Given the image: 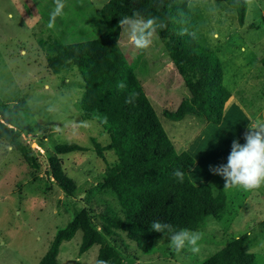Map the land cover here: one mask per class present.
<instances>
[{
	"label": "rangeland",
	"instance_id": "rangeland-1",
	"mask_svg": "<svg viewBox=\"0 0 264 264\" xmlns=\"http://www.w3.org/2000/svg\"><path fill=\"white\" fill-rule=\"evenodd\" d=\"M108 1L64 0L63 14L49 28L54 0H0V100L15 111L27 129L35 130L22 133V142L44 161L47 151L51 154L56 144L74 143L86 150L58 156L66 175L80 188L75 197L69 198L48 182L44 167L38 179L33 178L20 156L0 142V264H38L56 231L65 227L77 211L84 208L96 225L106 204L118 207L111 194L94 188L117 162L113 152H104L99 158L92 149V138L105 146L108 135L95 121L80 117L78 102L83 87L77 69L52 74L47 69L43 45L49 38L68 45L98 37L104 30L99 11ZM189 4L197 37L219 56L223 83L232 95L221 127L201 125L193 118L175 122L162 116L164 109L176 108L188 93L156 35L149 48L140 50L121 29L118 44L175 150L192 147V182L209 184L214 194L220 190L226 194L225 217H208L201 222L198 253L188 246L177 252L165 239L145 254L123 238L128 246L125 254L129 255L123 260L125 264H202L235 236L247 234L245 251L254 255V264H264V187L253 191L224 188V179L210 171V166L227 163L222 157L230 154L236 138L235 134L220 133L225 130L223 124L237 125L245 118L249 120L247 126L264 121V0H247L242 27L222 0H190ZM244 143L243 138L240 144ZM81 237L78 231L61 244L58 264L95 263L98 246L80 255Z\"/></svg>",
	"mask_w": 264,
	"mask_h": 264
},
{
	"label": "trees",
	"instance_id": "trees-1",
	"mask_svg": "<svg viewBox=\"0 0 264 264\" xmlns=\"http://www.w3.org/2000/svg\"><path fill=\"white\" fill-rule=\"evenodd\" d=\"M222 1L235 13L239 27L244 26L247 0ZM189 3L190 0H109L99 11L104 30L98 37L78 44L65 45L50 38L43 43L47 69L52 74L77 69L83 87L78 102L81 119L95 121L108 135L105 146L92 138V149L99 158L104 152H113L117 162L103 173L94 188L111 194L118 207L106 204L96 225L84 208L77 211L65 227L56 231L38 264H58L61 244L78 231L82 232L80 255L98 246L94 264H125L123 257L129 255L125 254L128 246L123 238L145 254L162 240L170 239L167 233L151 230L154 221L169 223L174 230L198 231L205 218L225 217L226 194L222 190L214 194L209 184L192 182L189 171L195 165L194 158L187 151L175 150L118 44L122 17L136 12L145 21L155 18L157 25H163L157 26L155 35L188 93L176 108L164 109L162 116L175 122L193 118L201 125H220L232 95L223 83L219 56L197 37ZM261 63L264 65V58ZM121 82L126 85L123 89L118 87ZM132 93L137 94L135 100L125 103ZM34 132L0 100V142L20 156L33 178L38 179L44 167L48 182L65 196L75 197L80 188L66 175L58 156L86 150L74 143L56 144L51 154L47 151L46 161L39 160L20 138L22 133ZM177 169L185 173L183 181L173 175ZM106 238L114 240L113 245ZM247 240V234L235 236L202 264H254V255L245 251Z\"/></svg>",
	"mask_w": 264,
	"mask_h": 264
},
{
	"label": "clouds",
	"instance_id": "clouds-1",
	"mask_svg": "<svg viewBox=\"0 0 264 264\" xmlns=\"http://www.w3.org/2000/svg\"><path fill=\"white\" fill-rule=\"evenodd\" d=\"M55 7L49 14L48 27L55 26L57 17L63 14L64 0H54ZM120 28L127 35L131 44L140 50L147 49L153 44V37L157 25L155 18L143 20L139 13H132L122 17L119 20ZM123 89L124 83L118 84ZM136 93H132L126 98L125 103H132L136 98ZM106 119V118H105ZM249 130L244 136L245 143L240 144L233 140L231 151L227 157V163L216 167L210 166L213 174L221 176L224 181V188L239 187L246 191H253L264 187V121L255 123L254 126H248ZM173 175L183 181L185 173L179 169L175 170ZM151 230L169 236V245L177 252L190 247L193 253H198L200 247L198 242L202 239V234L197 231H191L187 228L174 230L173 225L154 221L151 224ZM97 264H108L107 261H97Z\"/></svg>",
	"mask_w": 264,
	"mask_h": 264
},
{
	"label": "crops",
	"instance_id": "crops-1",
	"mask_svg": "<svg viewBox=\"0 0 264 264\" xmlns=\"http://www.w3.org/2000/svg\"><path fill=\"white\" fill-rule=\"evenodd\" d=\"M224 115V114H223ZM248 119L245 118L244 121L240 124L237 125H233V126H227L225 127V125L223 124L222 129H225L223 132L220 133H225V134H235L236 138H234L235 140H237L239 143H241V140L244 138L246 132L249 130V127L247 126L248 123ZM223 123V119L220 125H217L218 127H221ZM237 132V133H235ZM232 144V143H231ZM222 145H219L218 147H221ZM230 149H231V145H230ZM187 151L191 156H193L195 158V153L192 150V147H187V149L185 150ZM229 151V149L227 150ZM229 153H225L222 157V160H227ZM194 179L196 181H199L200 178L199 177H194Z\"/></svg>",
	"mask_w": 264,
	"mask_h": 264
}]
</instances>
